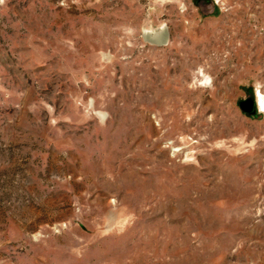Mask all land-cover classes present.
Returning <instances> with one entry per match:
<instances>
[{
  "label": "rangeland",
  "instance_id": "rangeland-1",
  "mask_svg": "<svg viewBox=\"0 0 264 264\" xmlns=\"http://www.w3.org/2000/svg\"><path fill=\"white\" fill-rule=\"evenodd\" d=\"M258 95L264 0H0V264H264Z\"/></svg>",
  "mask_w": 264,
  "mask_h": 264
},
{
  "label": "water",
  "instance_id": "water-1",
  "mask_svg": "<svg viewBox=\"0 0 264 264\" xmlns=\"http://www.w3.org/2000/svg\"><path fill=\"white\" fill-rule=\"evenodd\" d=\"M238 107L244 114L251 115L255 112V103L251 98L240 101Z\"/></svg>",
  "mask_w": 264,
  "mask_h": 264
},
{
  "label": "bare ground",
  "instance_id": "bare-ground-1",
  "mask_svg": "<svg viewBox=\"0 0 264 264\" xmlns=\"http://www.w3.org/2000/svg\"><path fill=\"white\" fill-rule=\"evenodd\" d=\"M258 102H259V105H258V108H259V111H264V97L258 95Z\"/></svg>",
  "mask_w": 264,
  "mask_h": 264
},
{
  "label": "flooded vegetation",
  "instance_id": "flooded-vegetation-1",
  "mask_svg": "<svg viewBox=\"0 0 264 264\" xmlns=\"http://www.w3.org/2000/svg\"><path fill=\"white\" fill-rule=\"evenodd\" d=\"M257 106V105H256Z\"/></svg>",
  "mask_w": 264,
  "mask_h": 264
}]
</instances>
